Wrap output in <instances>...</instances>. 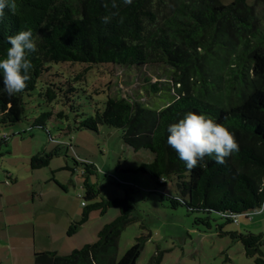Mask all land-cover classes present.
I'll use <instances>...</instances> for the list:
<instances>
[{"label":"trees","instance_id":"trees-1","mask_svg":"<svg viewBox=\"0 0 264 264\" xmlns=\"http://www.w3.org/2000/svg\"><path fill=\"white\" fill-rule=\"evenodd\" d=\"M17 4L16 14L5 10L0 21V58L10 46L7 37L20 30H32L37 51L29 54L33 68L24 91L9 96L0 74V125L24 118V95H32L38 84L37 96L49 109L41 110L33 126L43 128L51 117L68 119L66 109L72 111L73 98L79 91L85 92L80 82L90 68L105 67L113 74L114 67L139 71L146 65L161 66L165 74L155 81L143 76L140 91L132 98L106 93L101 106L96 101L92 114L67 125L65 131H97L99 125L120 129L123 143L134 151L145 149L152 154V161L141 162L140 170L157 185H165L168 178L175 182L177 191L167 197L170 206L208 214L195 219L208 228L210 214L229 223L234 222L233 215L263 207L264 25L258 23L253 5L245 0L227 4L220 0H132L130 5L117 0L119 15L105 25L101 17L116 11L111 9V0H17ZM74 63L83 68L64 75L61 66ZM58 64L60 68H54ZM139 77L138 72L135 78ZM173 89L175 93H171ZM92 91L100 92L96 87ZM142 91L147 96L144 101L139 98ZM162 94L166 100L157 101ZM149 103L155 107H148ZM189 111L227 127L235 134L239 151L224 164L205 157L189 171L167 144L168 125ZM58 151L33 155L31 168L47 166ZM83 185L87 199L95 198L97 192L87 180ZM177 196L179 200L174 198ZM83 207L80 220L69 225L68 234L87 221L90 209L102 213L107 207L117 208L119 215L102 227L95 243L65 255L38 252L34 263L135 264L142 238L116 259L121 230L135 219L132 197L125 192L121 199H102ZM228 234L240 241L244 254L255 264H264L263 234ZM161 256L157 251L147 264H160Z\"/></svg>","mask_w":264,"mask_h":264},{"label":"rangeland","instance_id":"rangeland-1","mask_svg":"<svg viewBox=\"0 0 264 264\" xmlns=\"http://www.w3.org/2000/svg\"><path fill=\"white\" fill-rule=\"evenodd\" d=\"M230 1L220 0L224 4ZM245 1L253 5L258 23L264 25V0ZM80 64H63L61 70L64 75H73L83 68ZM108 70L94 67L84 74L80 85L85 92L79 91L73 98L74 109H66L67 120L51 117L44 121L43 128L33 126L41 110L49 109L37 96L38 84L32 95H24V118L0 125V264H35V253L54 251L65 255L95 243L102 227L119 215L117 208L107 207L102 213L90 209L87 221L72 234L67 233L69 225L80 220L83 206L102 199H121L125 192L133 199L131 214L135 219L121 230L117 260L136 239L142 238L143 247L135 264H147L157 251L162 254L160 264H255L253 258L244 254L240 241L228 232L264 235V212L260 214L264 204L260 210L240 213L237 222L226 223L210 214L208 228L195 222L208 214L189 211L185 206H170L167 197L177 191L175 182L168 178L165 185H157L148 173L140 170V163L151 162L152 154L145 149L134 151L123 143L120 129L99 125L97 131H65L67 125L73 126L75 121L92 114L96 101L101 106L106 93L132 98L140 91L139 79L143 76L155 81L165 74L163 67L157 65L142 66L139 71L114 67L113 74ZM138 72L140 77L135 78ZM94 87L100 92L94 93ZM143 92L139 98L144 101L147 96ZM163 97L157 101L164 102L167 96ZM2 136L5 138L1 140ZM55 148L59 151L51 156L47 166L31 168L33 155L48 154ZM87 165L93 167H89V173ZM7 174L11 177L6 183ZM85 180L97 192L95 198L85 196ZM82 201L84 204L80 205Z\"/></svg>","mask_w":264,"mask_h":264},{"label":"clouds","instance_id":"clouds-1","mask_svg":"<svg viewBox=\"0 0 264 264\" xmlns=\"http://www.w3.org/2000/svg\"><path fill=\"white\" fill-rule=\"evenodd\" d=\"M122 2L130 5L132 0ZM108 6L105 2L104 7ZM111 9L116 11L102 16V24H108L119 15L117 0H111ZM5 10L16 14L17 0H0V21L4 18ZM7 41L10 46L5 57L0 58V74L5 92L12 96L24 91L31 79L33 64L29 54L37 51V44L31 29L9 35ZM167 133V144L189 171L195 169L205 157L212 158L217 164H224L227 157L239 151L235 134L204 114L192 111L185 113L178 121L168 125ZM174 198L180 199L178 196Z\"/></svg>","mask_w":264,"mask_h":264},{"label":"built area","instance_id":"built-area-1","mask_svg":"<svg viewBox=\"0 0 264 264\" xmlns=\"http://www.w3.org/2000/svg\"><path fill=\"white\" fill-rule=\"evenodd\" d=\"M4 138H5V136H2V137H1V140L4 139ZM5 182L7 183L8 180H5ZM83 204H84V202L81 203V205H83ZM238 215H239V214H238ZM238 215H233V216H232V219H233L234 222H237V218H238L237 216H238Z\"/></svg>","mask_w":264,"mask_h":264},{"label":"crops","instance_id":"crops-1","mask_svg":"<svg viewBox=\"0 0 264 264\" xmlns=\"http://www.w3.org/2000/svg\"><path fill=\"white\" fill-rule=\"evenodd\" d=\"M9 177H11V175L10 174H7L6 175V178H9ZM6 180V179H5ZM263 208V207H262ZM264 212V209H262L261 211H260V214H262Z\"/></svg>","mask_w":264,"mask_h":264}]
</instances>
